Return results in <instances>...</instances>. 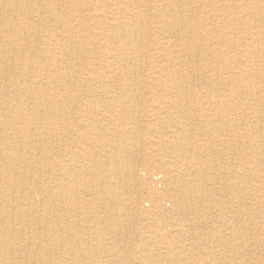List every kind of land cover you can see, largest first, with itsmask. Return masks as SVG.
Returning <instances> with one entry per match:
<instances>
[{"label": "bare ground", "instance_id": "1", "mask_svg": "<svg viewBox=\"0 0 264 264\" xmlns=\"http://www.w3.org/2000/svg\"><path fill=\"white\" fill-rule=\"evenodd\" d=\"M195 2L0 0V264L264 256V0ZM73 76L82 101L56 92ZM109 77L118 88L99 91ZM154 134L165 142L142 143ZM140 217H156V253L124 241Z\"/></svg>", "mask_w": 264, "mask_h": 264}, {"label": "rangeland", "instance_id": "2", "mask_svg": "<svg viewBox=\"0 0 264 264\" xmlns=\"http://www.w3.org/2000/svg\"><path fill=\"white\" fill-rule=\"evenodd\" d=\"M195 1L196 0H194V2ZM155 7L157 9L161 8L162 7L161 2H159V3L156 2V6ZM67 10L70 11L68 13L72 12L71 9H67ZM235 13H236L237 17H240V16H242L244 14L243 11H241L239 9L236 10ZM155 24H157V23H155ZM155 24L152 25V27L150 29L151 35H155L159 31L158 30L159 28H156ZM167 35H169V34H167ZM170 42L171 43L173 42V45H175V43H176L175 40H172ZM152 45L153 44H151V55H152L153 52H155V51L152 52V50H153ZM158 59L161 60L162 58H160V56H158ZM11 64H13L16 67V63L15 62H12ZM183 64H184V62L182 60H181V62H180V60L178 61V65L180 66L179 68L182 70V72L184 74H189V69L185 65L183 66ZM149 73H150V71H149ZM149 77H150V74H149ZM199 77H201V76H199ZM71 78H72V80L67 86L63 87V89H62V87H57L56 92L61 95V98H65L67 96L68 92H70V93L73 92L74 94H76L77 99L82 101L84 99V97L86 96V92H85V89H84L85 87H83L84 85L78 86L79 83L76 82V79L74 78V76L71 77ZM199 79H200V81H202L201 78H199ZM151 80H153V79H150V81L148 82L149 83L148 85H143V88H146V89H150L151 88L154 92H157L160 88L156 87V85L154 83H151L152 82ZM92 84L95 85V83H92ZM98 85H99L98 86V90L99 91H102V89H103L102 86L103 85L106 86L109 89V91H114V90H116L118 88V85L115 82V78H110V77L108 78V80L106 81L105 84L100 83ZM64 88H67V89H64ZM190 89L192 91H199V92H204V93L207 91L205 86H204V84H201V83H196V84L191 85ZM3 90L6 93H9V91H8V89L6 87H4ZM237 108H238V111L241 112V113H239V116L242 117L244 122H245V120H251V116L252 115L244 112L240 105H238V106L236 105V107L233 110H235V109L237 110ZM241 114L244 115V116H241ZM176 126H177L176 123L173 122V129L172 130L176 129ZM196 127H197V131H199V132L203 129V124H202L201 120L198 122ZM161 137L162 136L157 135V134H154L150 139L148 137H144L143 138L144 141L142 143H145L147 145H152L153 143L158 144L160 142H162V143L165 142V137H162V138ZM152 151L155 152V150H152ZM243 154H245V151L243 150V148H239V151L236 154V156L239 159H242L243 158L242 157ZM258 158L260 159L261 163L262 162L264 163V154H261L260 156H258ZM141 169H143V168H141ZM151 172L152 173H162V171H160L158 169H153ZM142 175L147 177V173L145 171H142ZM162 178H163V176L161 174H159V175H157L155 177L157 182L162 180ZM210 184H212V182H210ZM158 185H160V184H158ZM138 194H139L140 197L143 198L142 200L145 202L146 201L145 200L146 191H143V190L138 191ZM147 203L142 204V206H145L144 207L145 209H150L152 206H151L150 203L149 204H147ZM146 204H147V207H146ZM231 206H232V209L237 207V205L235 203V200L232 201ZM71 220L73 222H77L76 221V217H73ZM155 220H156V217H154L152 219H149V217H146V218L140 217V218H137L134 221H132L131 229H135L137 233L139 232V236L138 237L134 236V234H131V232H130L131 230H130L129 231V237L124 238V241H130L131 239L135 238L137 240V242L140 241L141 243H144V244L146 243L148 245L147 247L151 250V252L156 253L155 251L158 250L159 246L156 245L155 239L152 237L153 236V231H154V226L153 225H154V221ZM235 223L238 224V223H240V221L239 220L235 221ZM190 224L191 223H188L187 226L184 227V229L188 228V225L190 226ZM86 226H88V225H86ZM178 229L180 230L181 228H178ZM110 240H111V238L110 239L106 238V242L108 243V245H107L108 249L112 247V244H111L112 240L111 241ZM186 246L188 247V245H186ZM111 249H113L111 252L109 251L108 253H106L104 251H99L98 253L95 254L94 257H91V258L88 257V258H85V259L83 258L80 261L77 260L76 263H79V264H81V263H83V264H107L108 262L110 263V261H112V260H116L118 262V264H146V263L147 264H156V262H157V264H163V261H161V258H155L154 257L155 260H154V258L153 259H147L145 257V254L139 252V251H141L140 249L135 251L136 253L134 254V257H128L126 254L123 253L125 251H119V250H117V248H115V249L111 248ZM213 250L214 251L211 252V254H206L205 256L203 255L204 257L203 256H198V255L197 256L196 255L195 256L189 255L190 254L189 251H187L184 256H186L187 258L188 257L191 258L192 264H227V261L228 260L230 261L231 254L228 253L227 250L220 249V248H217V249L214 248ZM243 250L244 249H240L241 252H243ZM162 251L164 252L163 249H162ZM255 253L259 257V260L258 261H253L250 264H261L264 261V256L259 254V253H257V252H255ZM115 255L118 257V258L116 257L117 259L115 258ZM154 256H156V255H154ZM64 257H66V256L63 253H58V255H56L54 259H56V261H58V262H61V260L63 261ZM194 258H195V260H194ZM137 259H138V261H137Z\"/></svg>", "mask_w": 264, "mask_h": 264}]
</instances>
